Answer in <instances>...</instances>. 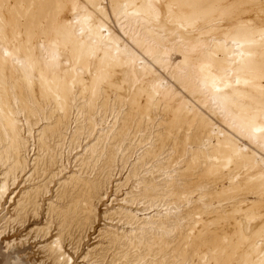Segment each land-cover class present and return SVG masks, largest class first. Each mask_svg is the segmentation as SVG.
Here are the masks:
<instances>
[{
  "label": "bare ground",
  "instance_id": "1",
  "mask_svg": "<svg viewBox=\"0 0 264 264\" xmlns=\"http://www.w3.org/2000/svg\"><path fill=\"white\" fill-rule=\"evenodd\" d=\"M37 263L264 264V0H0V264Z\"/></svg>",
  "mask_w": 264,
  "mask_h": 264
},
{
  "label": "rangeland",
  "instance_id": "2",
  "mask_svg": "<svg viewBox=\"0 0 264 264\" xmlns=\"http://www.w3.org/2000/svg\"><path fill=\"white\" fill-rule=\"evenodd\" d=\"M32 223H33V220L32 219H30V221H29V223L25 226V228L26 227H28V226H30V225H32ZM23 232H22V235H25L28 231L27 230H25V229H23L22 230ZM54 234V233H53ZM75 236V235H74ZM73 236V237H74ZM91 239L93 238V236H91L90 237ZM33 240L35 241V239H33V238H31L30 240H29V245L28 244H26L25 245V249H27L28 248V251H27V253H31L30 255H32V253H34L33 255H34V258L36 259V260H38V263L39 262H41L42 261V259L43 260H45L43 257H44V255L42 254V253H38V252H41V251H38L39 250V248H40V246L39 245H36V244H38V241H36L35 243L33 242ZM29 246V247H28ZM39 246V247H38ZM30 248H32V252H29V250H30ZM37 263V264H38Z\"/></svg>",
  "mask_w": 264,
  "mask_h": 264
}]
</instances>
